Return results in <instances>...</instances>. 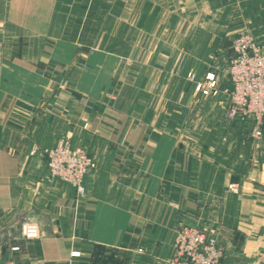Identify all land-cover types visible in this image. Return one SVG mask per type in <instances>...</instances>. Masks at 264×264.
Returning <instances> with one entry per match:
<instances>
[{
	"label": "crops",
	"instance_id": "0c3cea01",
	"mask_svg": "<svg viewBox=\"0 0 264 264\" xmlns=\"http://www.w3.org/2000/svg\"><path fill=\"white\" fill-rule=\"evenodd\" d=\"M242 28L264 40V0H0V264H174L187 225L264 264V135L196 90L230 86ZM65 137L84 196L49 175Z\"/></svg>",
	"mask_w": 264,
	"mask_h": 264
},
{
	"label": "built area",
	"instance_id": "2783aa9c",
	"mask_svg": "<svg viewBox=\"0 0 264 264\" xmlns=\"http://www.w3.org/2000/svg\"><path fill=\"white\" fill-rule=\"evenodd\" d=\"M232 49L227 71L230 86L222 90L217 75L210 72L197 82L196 88L205 96L225 92L227 118L253 120L252 137L259 141L264 127V40L251 30H242L233 40ZM44 153L48 158L49 175L71 184L80 196H84L87 192L85 178L97 169V162L89 152L81 146H74L65 137L56 146L44 149ZM228 189L239 193L240 185L231 183ZM21 226L27 236L29 231H34L33 235L38 233L36 221L32 219H24ZM174 247V264H221L225 255L218 238L197 226L179 228Z\"/></svg>",
	"mask_w": 264,
	"mask_h": 264
},
{
	"label": "rangeland",
	"instance_id": "374dc122",
	"mask_svg": "<svg viewBox=\"0 0 264 264\" xmlns=\"http://www.w3.org/2000/svg\"><path fill=\"white\" fill-rule=\"evenodd\" d=\"M242 30H250V28H249V29H248V28H242V29L239 30V32L242 31ZM239 32H238V33H239ZM227 61H228V62L226 63L225 68H226L227 71H228V68H229V61H230V60L228 59ZM196 86H197V82H196ZM196 90H197V88H196ZM263 135H264V130H263ZM262 138H263V137H262ZM261 140H262V139H261ZM257 142H259V141H257ZM23 222H24V220L22 221V223H23Z\"/></svg>",
	"mask_w": 264,
	"mask_h": 264
}]
</instances>
